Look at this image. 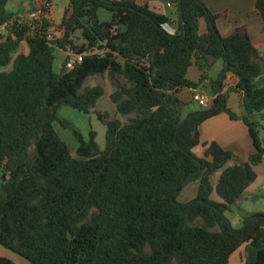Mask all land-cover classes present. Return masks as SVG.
I'll use <instances>...</instances> for the list:
<instances>
[{"label": "trees", "instance_id": "16d2710c", "mask_svg": "<svg viewBox=\"0 0 264 264\" xmlns=\"http://www.w3.org/2000/svg\"><path fill=\"white\" fill-rule=\"evenodd\" d=\"M8 1L0 0V247L28 264H227L245 245L244 264H264V211L242 217L239 228L225 216L264 159V57L246 27L223 37L216 21L225 14L201 0H167L177 13L173 33L165 29L169 16L139 0H68L57 35L53 0H45L51 6L40 20H22L6 10ZM254 6L264 34V0ZM99 9L111 19L99 21ZM22 41L27 54L18 53ZM58 50L81 62L66 69L64 60L55 71ZM218 60L220 79L236 78L241 116L227 108V93L216 91L196 111L179 98L198 87L186 77L192 64L204 80ZM96 76L109 81L115 118L94 112L105 93L86 85ZM63 105L105 126L102 150L94 130L84 136L59 118ZM220 113L246 126L253 148L247 162L225 167L235 157L216 142L205 143L200 157L192 153L201 124ZM55 123L71 132L76 149ZM219 170L212 188L209 177ZM192 181L196 197L179 203ZM0 264L17 263L0 256Z\"/></svg>", "mask_w": 264, "mask_h": 264}, {"label": "crops", "instance_id": "0c3cea01", "mask_svg": "<svg viewBox=\"0 0 264 264\" xmlns=\"http://www.w3.org/2000/svg\"><path fill=\"white\" fill-rule=\"evenodd\" d=\"M111 1H119V0H111ZM201 1L213 14H225L224 18L218 19L216 21V27L219 33L223 37H226L229 34H231L236 27L245 26L252 44L258 49L261 57H264V34H263L262 20L255 11L254 0H201ZM139 3L147 4L150 10L162 15H165L164 6L165 4H168L169 10L171 12L169 15L171 20V25L165 26L166 27L165 29L171 33L174 32L176 28L177 13H176V9H174L175 7L171 6L167 0H139ZM40 5H41V0H29L27 4L26 3L22 4V7L19 9V11L16 14L18 17L27 16V18H29V16L32 15V13H34L36 11V8H38ZM55 8H56V1L53 0L52 8L50 10V15H49L53 23V27L51 28V33L58 35L59 33L57 32V27L62 19L65 8L63 9V11L61 10V12L58 14L55 12L56 11ZM97 17L99 21L102 22H107L111 19L110 13L102 14L100 12V9L97 11ZM206 28L207 25L205 20L200 19L199 27H198L199 34H204L206 32ZM60 52L63 54L62 62H64V60L66 59V53L62 51ZM224 68L225 66L222 60L215 61L211 65V67L206 71V78L204 80H201V72L194 64H192L187 70L186 77L189 81L198 83V87L195 90L186 89V88L182 89L179 93V98L186 104H191L194 103L191 102L192 93L198 92L201 93L202 95L208 96L212 102V100L217 95L216 91H218L221 94L227 93V108L236 115L241 116V114L243 113V109L241 106V94L232 90L236 84V78L232 74H226L224 78L220 79L221 76L223 75ZM256 82H260V80L258 79L256 80ZM187 110L191 111L188 107ZM199 135H200V144L194 147L193 149L199 148L200 156L204 149V144L210 142H216L221 148L230 151L234 155L235 159L229 161L225 167H232L240 163L247 162L249 155L253 151L251 139L248 135V131L244 123L241 121V119H236V120L230 119L226 113H220L206 120L204 123H202L201 126L199 127ZM263 163H264V159L259 165L254 167V171L255 173H257V175H258V169L261 167V165H263ZM262 171H264V169ZM220 173L221 170L217 171L216 173H214L209 177V181L213 177V181H210L212 188L216 186ZM257 177L258 176H256V179ZM255 181L246 188L245 192L247 191L246 193L249 194H246L247 196L243 198L244 201L249 202L253 200L252 192L255 191L254 189ZM252 208L253 207H250V209ZM259 211H264V208L259 209ZM227 218L229 220H232L231 217H227ZM241 224H242V217L239 220L238 219L236 220V227L235 226L234 227L239 228ZM244 260H245V245H241L237 250H235L230 255L227 264H244Z\"/></svg>", "mask_w": 264, "mask_h": 264}, {"label": "rangeland", "instance_id": "374dc122", "mask_svg": "<svg viewBox=\"0 0 264 264\" xmlns=\"http://www.w3.org/2000/svg\"><path fill=\"white\" fill-rule=\"evenodd\" d=\"M56 1V13H60L61 10L65 8L67 5L68 0H55ZM21 2V3H20ZM29 0H9L6 5V10L17 13L19 9L22 7V4L28 3ZM175 9V8H174ZM175 11V10H174ZM100 12L102 14H108L104 9H100ZM22 20L28 19L27 16L20 17ZM102 22V21H101ZM166 28V27H165ZM29 51L27 43L25 41L21 42L20 48L18 50V53L27 54ZM17 53V54H18ZM16 56V55H15ZM62 56L63 54L60 51H55V60L53 63V69L55 71H58L62 64ZM11 66L7 67L5 70H10ZM86 85L88 86H94V85H101L105 89L104 95L98 100L96 103V106L94 108V112L99 113H107L111 118H115V108L113 104L109 100V93H110V86L109 81L106 76L103 77H91L87 80ZM188 108L191 111H196L200 109V106L196 103L188 104ZM58 116L60 119H64L68 122H71L76 128L80 130V132L87 136V133L90 129L94 130L96 132V142L100 150L104 148L105 145V126L95 117L94 114L91 116L83 115L73 109H71L68 106H61L58 110ZM120 120L122 122H127V117L125 116H119ZM54 129L58 133V135L61 137V139L69 146L71 150L76 149V142L69 130H65L61 128L57 123L54 124ZM192 153L199 157V148H195L192 150ZM259 165V164H258ZM256 167V166H255ZM264 163L261 165V167L258 169V175L256 173L257 179L255 181V191L252 192V201H244L243 198L247 196L244 193L241 199L238 203L232 205L228 211L225 212L226 217H231L232 220L231 224L232 226L236 227V220L240 219L241 217H244L246 215L252 214L256 211H259V209L264 208ZM216 173V172H215ZM214 174V173H213ZM212 174V175H213ZM210 181H213V177L210 179ZM197 181L190 182L177 196V201L179 203H188L192 201L196 195H197ZM253 185V184H252ZM251 185V186H252ZM214 187V186H213ZM211 199L215 202H219L220 200L216 196V194L213 192ZM250 207H253L250 209ZM0 256L10 259L11 261L17 263V264H28L27 261L16 255L15 253L6 250L2 247H0Z\"/></svg>", "mask_w": 264, "mask_h": 264}, {"label": "built area", "instance_id": "2783aa9c", "mask_svg": "<svg viewBox=\"0 0 264 264\" xmlns=\"http://www.w3.org/2000/svg\"><path fill=\"white\" fill-rule=\"evenodd\" d=\"M51 3H47L45 0H41V5L36 8V11L29 16L30 19L40 20L43 15L42 11L44 8H49ZM81 55H78L72 51L66 53L65 68L71 69L74 64L81 62ZM192 101L200 106V108H208L211 103V99L208 96L202 95L201 93H192Z\"/></svg>", "mask_w": 264, "mask_h": 264}, {"label": "water", "instance_id": "95a60500", "mask_svg": "<svg viewBox=\"0 0 264 264\" xmlns=\"http://www.w3.org/2000/svg\"><path fill=\"white\" fill-rule=\"evenodd\" d=\"M164 13H165V15H167V16H169L170 15V10H169V7H168V4H165V6H164Z\"/></svg>", "mask_w": 264, "mask_h": 264}]
</instances>
